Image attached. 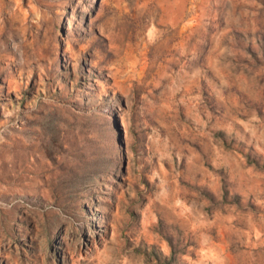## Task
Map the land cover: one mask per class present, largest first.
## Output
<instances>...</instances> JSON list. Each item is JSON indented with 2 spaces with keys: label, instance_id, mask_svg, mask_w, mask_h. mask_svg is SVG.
Here are the masks:
<instances>
[{
  "label": "rangeland",
  "instance_id": "1",
  "mask_svg": "<svg viewBox=\"0 0 264 264\" xmlns=\"http://www.w3.org/2000/svg\"><path fill=\"white\" fill-rule=\"evenodd\" d=\"M0 264H264V0H0Z\"/></svg>",
  "mask_w": 264,
  "mask_h": 264
}]
</instances>
